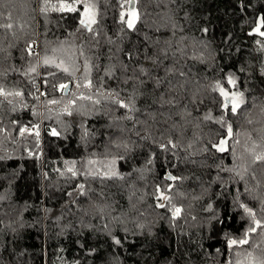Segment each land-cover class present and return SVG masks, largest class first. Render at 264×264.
<instances>
[{
  "label": "trees",
  "instance_id": "16d2710c",
  "mask_svg": "<svg viewBox=\"0 0 264 264\" xmlns=\"http://www.w3.org/2000/svg\"><path fill=\"white\" fill-rule=\"evenodd\" d=\"M90 2L92 32L79 12L0 0V25L12 24L0 26V87L22 93L0 96V264L264 260V228L229 246L255 227L242 205L264 224V38L249 35L264 0H140L136 31L120 23L121 0ZM217 83L244 93L239 115ZM112 160L123 179L103 178ZM157 187L171 189L165 207Z\"/></svg>",
  "mask_w": 264,
  "mask_h": 264
},
{
  "label": "snow or ice",
  "instance_id": "6c2138e0",
  "mask_svg": "<svg viewBox=\"0 0 264 264\" xmlns=\"http://www.w3.org/2000/svg\"><path fill=\"white\" fill-rule=\"evenodd\" d=\"M140 0H121V4L120 7L122 9V11L120 12V23L125 25L127 30H132V31H136V25L138 23L142 22V16L141 13L139 11V9L137 8V4H139ZM125 6L126 10H125ZM49 10L51 11H55V12H60V13H77L79 12L80 15V20L79 23L80 25L86 29L89 32L93 31V25H95L97 23V16H98V12H97V5L94 2H90V0H58V2L56 4H52L50 2V0H43V5L40 8L41 13H47ZM11 14H9L10 17ZM2 27L5 28H12V24H5V25H0ZM204 31H207V29H205ZM249 35H258L261 38H264V16H260L257 18L256 21V26L252 29V32L249 33ZM256 43L258 45H261V49L264 50V43H262L261 40H257ZM29 53L31 54V49L29 48ZM129 58H131V54H129ZM44 63L45 65H54L57 68H61L63 61H61L60 63H56L54 60L49 59L48 57H45L44 59ZM153 63H156V61H153ZM64 72H68L69 69L68 68H63L62 69ZM30 71L35 72V68L30 69ZM141 73L146 74L145 70L143 68L140 69ZM180 75H183V73H181ZM227 82L229 85L232 86V88L236 87V80L233 78V76L229 75L227 78ZM79 86V85H78ZM85 87H91V80H88L87 83L84 85ZM62 90L67 88L66 84H61L59 86ZM214 91H219L220 96L223 98V102H222V107L223 109H225L226 111L230 110V112L233 115H239L240 114V109L241 107L246 103L245 99H244V93L240 92V91H232L230 89H226L224 86H222L221 84L217 83L215 88L213 89ZM10 95H16V96H20L22 95L21 92H6L2 87H0V96H4L5 98H7ZM113 96L117 97L116 99V103L121 107V108H126L128 109L129 112L135 111V106L134 103L131 102V100H129L128 102H125L123 100H120L118 98V93H113ZM50 103H56V101H50ZM69 115H71V113L69 112ZM128 119H131V116L127 117ZM205 120L211 119V116H205L204 117ZM218 123H222V121H217ZM252 121L249 120L248 123H251ZM35 128H37V130L35 131V136L38 138L39 137V131H38V126H34ZM20 134L24 135L26 132L31 134L32 130L28 129V128H20ZM53 135H58V133L53 130L52 131ZM233 137V127L232 124H227V138H222L218 144L216 143H212L211 147L216 149L219 152H225L227 151V143H228V139ZM168 144L171 145V147L175 148L176 144H174L171 140L168 141ZM161 148H166L165 145H161ZM204 151H208V148H205ZM0 159H2V157H0ZM255 160H259V161H264V154L261 155H256L255 156ZM67 163V162H66ZM74 163V162H73ZM89 163H93V161H89ZM149 163H151V161H149ZM116 161L112 160L108 166V171L104 172L102 174L103 178H107V179H111L113 177H117L120 179H123L122 176H120L116 171H114V167H115ZM230 170V169H229ZM68 171L72 172L73 175H75V171L73 170V168H69ZM166 179L168 180H172L175 181L178 178L175 176H172L171 174H169L168 176H166ZM80 189L82 190L84 188V185H80L79 186ZM171 189L170 187L164 190H161L159 187H157L156 192L158 193V195L156 196V199L158 201H161V203H158V207H165V203L163 202H170L172 197L170 195H167L166 192H169ZM242 207L245 208V212H247L253 219L255 227L249 228L248 232H246L245 234V238L241 239V240H230L229 241V246H234V245H244L248 243V239L247 236L249 233L255 232L257 228H264V224H262V222L260 220H257L255 217V213L248 207L243 206ZM182 209L179 207H175L174 211L172 213L173 218H176L177 216H179V214L181 213ZM114 243L119 245L121 243V241L119 239H114ZM251 257V253L248 254ZM237 264H242V262L237 261ZM250 264H264V260H259L256 261L254 258L250 261Z\"/></svg>",
  "mask_w": 264,
  "mask_h": 264
},
{
  "label": "water",
  "instance_id": "95a60500",
  "mask_svg": "<svg viewBox=\"0 0 264 264\" xmlns=\"http://www.w3.org/2000/svg\"><path fill=\"white\" fill-rule=\"evenodd\" d=\"M69 85L67 86V88L65 89V94H67L68 93V89H69Z\"/></svg>",
  "mask_w": 264,
  "mask_h": 264
},
{
  "label": "bare ground",
  "instance_id": "6f19581e",
  "mask_svg": "<svg viewBox=\"0 0 264 264\" xmlns=\"http://www.w3.org/2000/svg\"><path fill=\"white\" fill-rule=\"evenodd\" d=\"M32 130H35L34 128Z\"/></svg>",
  "mask_w": 264,
  "mask_h": 264
},
{
  "label": "built area",
  "instance_id": "2783aa9c",
  "mask_svg": "<svg viewBox=\"0 0 264 264\" xmlns=\"http://www.w3.org/2000/svg\"><path fill=\"white\" fill-rule=\"evenodd\" d=\"M34 45H36V43Z\"/></svg>",
  "mask_w": 264,
  "mask_h": 264
}]
</instances>
